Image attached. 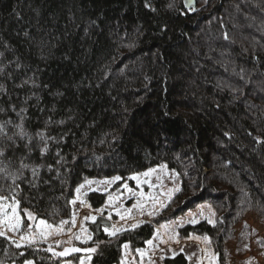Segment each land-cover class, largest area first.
<instances>
[{
    "label": "trees",
    "instance_id": "1",
    "mask_svg": "<svg viewBox=\"0 0 264 264\" xmlns=\"http://www.w3.org/2000/svg\"><path fill=\"white\" fill-rule=\"evenodd\" d=\"M195 3L0 0V147L18 163L34 162L36 180L66 215L89 179H125L161 164L179 174L176 208L136 230L109 238L108 220L88 224L91 264H118L124 243L143 248L153 225L203 203L216 225L187 224L181 237L207 235L221 249L247 214L264 221V0ZM105 196L85 200L95 209ZM47 248L0 238V264L83 255Z\"/></svg>",
    "mask_w": 264,
    "mask_h": 264
},
{
    "label": "rangeland",
    "instance_id": "2",
    "mask_svg": "<svg viewBox=\"0 0 264 264\" xmlns=\"http://www.w3.org/2000/svg\"><path fill=\"white\" fill-rule=\"evenodd\" d=\"M38 135L39 134L37 133L33 137H30L29 142L31 143V141H33L34 139L38 140ZM15 144L17 145V143ZM30 146L32 147V143L30 144ZM8 157L9 160H3L2 158H0V168H6V172H0V195H12V191L9 188V186L12 185L11 176L20 174V179L16 182L19 185V188L16 189L15 198L18 200L20 194H22L23 198L34 203V205H30V202L29 204L27 202L25 204L20 203L21 210L27 209L28 211L32 212L35 217H37L38 219H44L49 224H59L61 220H70L73 212L76 213L75 227H71V225H65L64 233L60 235H53L52 237H49L46 242L42 240L35 232H32L28 228V224L34 222L28 221L26 217H24L23 232H9L8 234L14 239H19L20 235H29L31 232L32 235L36 236V243L31 246L45 244L48 247L51 244L54 250L59 251L68 246H77L80 248L86 246L89 241L87 243H83L82 240L85 238V236L90 234L89 232L81 234L80 226L83 223L84 227L88 229V224L90 223V221L85 222L83 218L90 215H96L97 210L105 205L107 197L105 196L104 204L101 207L94 209L91 206L89 207V204L87 202L82 205L79 200L75 205L71 204V201L75 198L74 194L73 199L70 201V212L68 215H66L63 209L54 201V199L56 198L55 195L48 193V191H44V187L36 180L35 177H33L31 166H33V161L35 160L31 159V161L33 162L31 166L27 164L29 167L22 168L21 163H18L14 160L15 157L12 155V153H10ZM11 160L14 163H9ZM151 168L157 169V171L152 175L153 184L161 183L165 189L172 188L174 186V182L170 178L175 173L173 170L168 169L165 164L157 165ZM146 170L138 173H143ZM115 176L101 179H89L87 181H102L105 179H111ZM130 176L123 179L122 182H126L130 187L134 188L135 182L128 179ZM157 177L160 178L159 181L157 180ZM177 182L180 183V181ZM120 183L121 182H118L116 185L112 186L111 194H113L114 196L117 194V190L120 189ZM91 187H100L101 189H103L106 186L102 184H92ZM143 190L145 193L149 191L147 186H145ZM83 191L87 192V187ZM82 199L85 200V196L82 197ZM161 199L164 198L161 197ZM175 200L176 199L174 198V201L171 202L166 208H168L169 210L176 208V206L179 204V201L175 204ZM121 202H123L125 208H130L132 206V203L135 202V199L130 197V194L128 192L124 191L121 201H117L116 207H119ZM201 205H208V203L199 204L195 207H192L191 209L181 212L180 214H178V216L176 215V217L174 216L169 220L153 225L154 233L151 237V239H153V245L149 246L145 244L143 248H140L145 250V254L143 256H141L136 250L132 251L130 247L129 249L125 250L122 246V258L118 264H163L165 258L174 257L173 253H176V255L183 254L187 259V264H264V221L254 213L247 214L244 220L237 223L232 228V234L230 235V238L224 241L222 248L220 247L221 249H218L219 247L216 248V245L212 240L211 244H205L202 240L195 239V237H203L204 235L200 236L197 234H189L188 236L181 237L179 234L181 226L179 225L181 222H183V226L190 224L187 222L192 218L189 215L190 212L196 214V218L199 219L200 222L206 221L199 215L201 211ZM111 210V208H107L105 210L104 219L107 220V212ZM150 210L151 205L145 208L144 215H140L137 210H133V218L127 220V223L121 221L119 217L116 216L115 213H113L112 219L108 220L110 223V227L112 224H116L118 227L121 225H124L126 227L127 225L136 223L138 221H143L144 223L150 222V219L158 214L157 213L154 216H149L147 212ZM211 211L215 212L212 207ZM203 212L205 215L210 214L208 207L203 208ZM20 214L24 216L23 211H21ZM164 225H166L167 227H162ZM69 228H71L70 232H68ZM157 230H159L158 234ZM77 235L81 236L80 241H77L75 239V236ZM190 236L193 238L190 239ZM56 241H61V245L58 248L55 246ZM219 250H221V252ZM161 257H164V259H161ZM81 260H85L86 264H91V260H87V254L84 253L83 255H79L76 258L65 259L61 264H80ZM24 262L20 264H24Z\"/></svg>",
    "mask_w": 264,
    "mask_h": 264
},
{
    "label": "snow or ice",
    "instance_id": "3",
    "mask_svg": "<svg viewBox=\"0 0 264 264\" xmlns=\"http://www.w3.org/2000/svg\"><path fill=\"white\" fill-rule=\"evenodd\" d=\"M146 6H148L146 4ZM186 6L192 9L191 0H187ZM194 10V9H192ZM3 131V126L0 125V132ZM19 135H24L22 126H21V132ZM9 141L12 140V137H7ZM8 147H11L8 146ZM13 151H15L14 148H12ZM47 151V146H45L44 149H42V152ZM0 158L3 160H8L9 157L7 155V149L5 147H0ZM22 168L29 167L27 164H24L21 162ZM165 167V166H161ZM51 170V169H50ZM157 169L149 168L143 173H137L131 175L128 179L135 182V187H130L128 183L122 182L124 178L121 176H115L111 179H105L102 181H85V183L80 184L75 189V198L71 201V204L75 205L77 201L79 200L82 205L86 203L85 200L82 199V197L87 196L89 192H100L102 195H106L107 199L105 202V205L102 206L100 209L97 210L96 215H90L87 217H84V221L88 222L90 221L92 224H95L97 222L98 216L99 218H104V212L107 208H111V211L107 212V220H111L113 213H115L116 216L119 217L121 221H124L127 223V220L132 219V212L133 210H137L140 215L145 214V208L149 205H151V210L147 212L149 216H154L160 211H162L164 208L168 207L171 202L174 201V198L176 195L181 194L183 192V188L179 181V174L174 173L170 178L174 182V186L172 188L165 189L161 183L153 184L152 183V175L155 173ZM0 172H6V168H0ZM38 174L37 168H32V175L33 177H36ZM12 179V185L9 186L10 190L12 191L11 196H5L0 195V238L5 239L10 242L11 245H13L15 248L20 249L25 246H31L36 243V236L32 235L31 232L29 235H20L19 239H14L12 236H10L8 233H21L24 230V217L27 218L28 221L34 222L29 223L28 228L35 232L42 240L45 242L48 240L49 237H52L53 235H60L65 232V225H71V227L76 226V213L73 212V215L70 220H61L59 224H49L44 219H38L33 215L32 212L28 211L27 209H20V201L15 198L16 196V189L19 188V185L16 183L20 179V174H15L11 176ZM159 177H157V180L159 181ZM118 182L120 183V189L117 190V194L114 196L111 194L112 186L116 185ZM92 184L97 185H105L103 189L100 187L93 188L91 187ZM147 186L149 191L147 193L144 192V187ZM87 187L88 191H83ZM126 191L130 194V197L135 199V202L132 203V206L130 208H125L123 202L120 203L119 207H116L117 201H121L123 192ZM163 197L164 199H161ZM90 207V205H89ZM208 207L209 208V215H205L203 212V208ZM200 217H202L204 220L207 221L209 225L215 226L217 223V220L214 219L215 212L211 211L210 205H201L200 206ZM23 211L24 216H22L20 213ZM189 215L192 217L188 223L195 225L200 222L199 219L196 218V214L189 213ZM143 221H138L136 223H132L130 225H127L126 227L124 225L117 226L116 224H112L111 227L105 225L103 227V232L107 235L109 238H115L118 237L120 234L125 232H132L136 230L137 228L141 227L143 224ZM179 226H183V222L180 223ZM162 227H167L166 225ZM71 231V228L68 229V232ZM157 230V234H158ZM88 229L84 227L83 223L80 226V233L84 234L87 233ZM190 239L193 237H189ZM75 239L77 241L81 240V236L77 235L75 236ZM195 239L202 240L205 244H211V239L207 235H204L203 237H195ZM92 240L91 235L85 236V238L82 240L83 243H87L88 241ZM147 245L151 246L153 245V239H148L145 242ZM61 245V241H56L55 246L58 248ZM130 244L124 243L123 248L125 250L129 249ZM46 251L52 253V255L57 257H66L73 253H79L84 252L87 253V260H91V254L95 253L97 249L95 247L92 248H78V247H71V248H64L63 251H55L53 246L50 244ZM136 251L143 256L145 254L144 249H136ZM182 251V250H181ZM21 256H23V253H20ZM176 253H173V256H175ZM161 259H164V257H161ZM24 264H34L31 260H26ZM80 264H86L85 260H81Z\"/></svg>",
    "mask_w": 264,
    "mask_h": 264
},
{
    "label": "water",
    "instance_id": "4",
    "mask_svg": "<svg viewBox=\"0 0 264 264\" xmlns=\"http://www.w3.org/2000/svg\"><path fill=\"white\" fill-rule=\"evenodd\" d=\"M186 2H187V0H183L184 8L190 9L189 7L186 6ZM191 4H192V9H193L195 7V5H196L195 0H191ZM71 247H77V246H68V247H65V248H71ZM78 248H80V247H78ZM81 249H84V248H81ZM63 250H60V251H63ZM55 251H59V250H55ZM82 253H84V252L82 251V252H79V253H73L71 255H79V254H82ZM71 255H69V256H71ZM66 257H68V256H66Z\"/></svg>",
    "mask_w": 264,
    "mask_h": 264
}]
</instances>
